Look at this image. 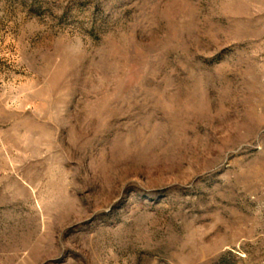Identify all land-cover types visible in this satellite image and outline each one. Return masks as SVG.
<instances>
[{
	"label": "rangeland",
	"instance_id": "obj_1",
	"mask_svg": "<svg viewBox=\"0 0 264 264\" xmlns=\"http://www.w3.org/2000/svg\"><path fill=\"white\" fill-rule=\"evenodd\" d=\"M0 264H264V0H0Z\"/></svg>",
	"mask_w": 264,
	"mask_h": 264
}]
</instances>
